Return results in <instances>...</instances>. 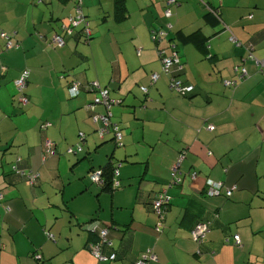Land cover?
Masks as SVG:
<instances>
[{"label": "crops", "instance_id": "0c3cea01", "mask_svg": "<svg viewBox=\"0 0 264 264\" xmlns=\"http://www.w3.org/2000/svg\"><path fill=\"white\" fill-rule=\"evenodd\" d=\"M34 1L0 0V31L17 44L5 48L0 36V264H133L147 250L156 255L147 264H264V75L249 55L264 60V0H177L167 23L183 65L177 78L193 88L185 96L169 88L156 49L146 38V32L164 26L165 0H123V18L115 17L114 0L107 3L103 22L110 21L108 29L122 34L127 27L135 41L108 32L110 39L101 46L102 67L92 52L91 29L88 43L73 35L65 37L64 47H53L54 36L74 14V0ZM242 67L246 75L241 78L235 70ZM26 69L29 106L20 109L13 102L14 82ZM152 73L160 76L154 85L149 84ZM71 81H96L120 101L110 112L120 126L122 147L145 140L150 148L136 187L129 180L124 189L123 180L133 175L122 166L123 190L110 194L116 210L109 218L95 211L80 214L72 205L78 197H91L93 190L89 182L71 180L70 172L84 164L78 173L82 180L117 156L108 138L88 142L90 117L102 108L87 111L95 92L71 97ZM223 81L236 84L228 88ZM138 85L147 88L145 95L139 89L142 100L136 95ZM80 132L86 134L83 150L69 156L64 148ZM45 139L54 143L56 154L42 162ZM182 148L187 152L181 170L196 171L198 178L192 183L185 177L180 186L169 187L170 169ZM132 155L124 150L120 161L133 160ZM15 167L37 174L35 185L15 174ZM206 181L236 189L230 199L204 197L200 188ZM161 190L170 205L157 233L151 201ZM127 192L131 200L124 202ZM103 193L94 190L98 202ZM95 216L98 221L88 224ZM64 218L67 227L70 221L77 227L76 240L60 232ZM197 222L210 223L201 246L189 234ZM92 224L97 230L110 225L102 254L116 253L117 260L103 263L91 255L93 237L83 229ZM45 232L55 233L56 241ZM232 235L239 236V247L223 243Z\"/></svg>", "mask_w": 264, "mask_h": 264}, {"label": "trees", "instance_id": "16d2710c", "mask_svg": "<svg viewBox=\"0 0 264 264\" xmlns=\"http://www.w3.org/2000/svg\"><path fill=\"white\" fill-rule=\"evenodd\" d=\"M36 4H41L42 2H43V0H35L34 1ZM74 3H75V5H74V14L73 15H71V16H69V18L67 19V22H66V24L65 25H63L62 27H61V33H60V35L58 34V35H56V36H61L63 39H64V43H65V37L66 36H73V35H76L83 43H88V41L90 40V38H91V32H90V28H89V22H88V20H87V18L85 17V15H84V13H83V9H82V0H74ZM76 9H79V11H80V14H81V18L83 19V22L84 23H81V24H79L78 26H76V27H73V28H71L72 29V32L69 34V33H67L66 32V27H68V28H70V19L71 18H74V16H76ZM164 9H165V6H164ZM164 9H163V11H164ZM215 11L216 10H214V13H215ZM217 12V11H216ZM125 14V4L123 3V0H114V15H115V17L117 16H120V18H123V15ZM114 17V18H115ZM156 29H163L164 31H165V33H166V36L164 37V39L161 41V43H155V42H153L152 40V42L155 44V49H156V52H157V55H158V57H159V60H160V62H161V56L158 54L159 52H161V51H165V55L166 56H169V55H171V53L172 52H174L175 54H176V56H177V58H178V60H179V63H177V64H175V65H173L172 67H171V69H170V71H171V74H172V78L174 79V80H176V81H179L178 80V78H177V76H178V74H180L179 72L182 70V68H183V65H182V62H181V59H180V57H179V54H178V51H177V48H176V45L173 43V37L171 36H169V34L168 33H170V31L169 32H167V28L165 27V25L164 26H162V27H160V28H153V29H151L150 30V39H151V31L152 30H156ZM86 30H88L89 31V34H86ZM1 31H0V36H1ZM5 35V34H4ZM6 37H5V39H4V37H2L3 38V40L5 41V48H13V47H16V42L15 43H13L12 42V39H10V36L8 35V34H6L5 35ZM188 40H193V42H195V39L193 38V39H191V38H189ZM8 43H10V46H8ZM163 43H165L166 45H163ZM195 44H196V42H195ZM54 46V48H62V47H64L65 46V44H64V46H62V47H57V46H55V44H53ZM197 46H198V48L199 47H201L200 45H198V44H196ZM139 50V53H140V48H138V49H136V53H137V51ZM170 52V53H169ZM139 53H137V54H139ZM250 55V59L251 60H253L254 62H255V58L251 55V54H249ZM255 64H256V62H255ZM257 65V64H256ZM257 68H258V70H259V72L262 74V75H264L263 74V72L261 71V68H260V66L259 65H257ZM242 69H244L245 70V68L244 67H242L240 70H239V68L237 69L236 68V72H239L240 71V74H241V70ZM2 71L4 72V68L2 69ZM24 72H27V76H26V80H25V87H24V89H22V91L21 92H18L17 91V88H16V85H15V83L18 81V80H20L21 79V77H22V74L24 73ZM245 73H246V70H245ZM29 74H30V72H29V70H23L21 73H20V76L18 77V79L17 80H15V82H14V88H15V96L13 97V102L20 108V109H25V108H27L28 106H29V98H28V96H27V93H26V87H27V82H28V78H29ZM153 74H156V73H152L151 75H153ZM161 74H163V75H165V76H167L168 78H169V88L173 91V92H175L177 95H179V96H185L186 94H188V93H190L191 91H192V86H190L191 87V91H189V92H182V93H180V92H177L174 88H172V86H171V81H170V77L165 73V72H163V66H162V63H161ZM151 75L149 76V84L150 85H154V83L157 81H155V82H152L151 81ZM157 76H158V78L160 77L158 74H156ZM240 77L242 78V76L240 75ZM157 78V79H158ZM92 82H96V81H91V82H87L86 84H80V83H78V82H76V81H71L70 82V84H69V95L71 96V97H76V96H78L79 94H80V92L81 91H84V92H95L94 93V95H95V97L85 106V109L87 110V111H90V112H93L94 111V109L96 108V107H98V106H100V108H102L101 110V112H93L92 113V115H91V117H90V121H91V125L93 126V131L95 132V134L96 135H98L97 137L100 139V140H105V139H107V141H113L114 142V146H115V148H120V147H122L123 146V136H122V133H121V129H120V126H119V124H117V123H113L112 121H111V117H112V115H111V112H110V110H108V112H109V114H110V116L108 117L109 119H108V121H109V127H108V132L106 133V134H104L102 137L100 136V134H99V129L102 127L101 125V122H99V123H94L93 121H92V117L94 116V115H96V114H99V115H103L105 112H106V110H105V108L102 106V105H100V104H96V105H94L93 106V109H89L88 108V106L89 105H93V100L98 96V94H97V91L95 90V88H92L91 87V83ZM180 82V81H179ZM224 82L225 81H223L222 83H223V85H224ZM228 82H230L231 84L230 85H228V86H225V87H228V88H230L231 86H234L235 84H236V82L235 81H228ZM97 84H98V82H97ZM180 84H181V86L182 87H189V86H184L181 82H180ZM99 85V84H98ZM74 86H76L77 87V94H74L73 92H72V88L74 87ZM99 87L103 90L104 88H102L100 85H99ZM142 88H145L146 89V92H144L143 90H142ZM139 89H140V91L145 95L146 93H147V88L146 87H143V86H140L139 87ZM104 90H106L107 91V95H108V90L107 89H104ZM24 96L25 98H26V100H27V102H26V104L25 105H22L21 104V102H19V96ZM108 98H109V100H112V101H114V103L111 105V107H110V109L114 106V105H120V101L119 100H116V99H111L110 97H109V95H108ZM88 108V109H87ZM45 126V125H44ZM117 127V129H118V132L120 133V135H121V137H122V139H121V141H120V143H118V142H116L115 141V136H114V131H113V128L114 127ZM40 127H42V126H40ZM81 133V132H80ZM79 133V138H80V140H81V144H80V146L78 147V149L76 150L75 148H70V149H68V151H71V152H67V153H69L70 155H76V154H79V153H81L82 152V144L85 142V140H86V134H80ZM46 140H48V139H45V140H43V143H42V148H43V153H42V162H44L45 160H46V158H48V157H52V156H54L55 154H56V150H55V145H54V143L51 141V140H48V141H50L51 142V147L50 148H47L46 146H45V141ZM186 152H187V149L186 148H182V149H180L179 150V153H178V155H177V158H176V161H177V159H178V157L180 156V155H183L184 156V159H183V161L186 159ZM83 158H85V157H83ZM113 156L111 155L110 157H109V159L107 160V163H105L102 167H100L99 169H96V170H89V172H88V175H90L92 172H95V171H99L100 172V182H98V183H92L91 181H89L91 184H93V185H96L97 187H99L100 188V192H107V193H109V194H113L115 191H117V190H120L121 188H122V183H121V180H120V169H121V167H122V163L121 162H116V161H114L113 162ZM176 161H175V163H176ZM183 161L181 162V164L183 163ZM174 163V164H175ZM118 164H120V168H118V170H119V177L117 178L118 179V182H119V184L117 185V186H114V176H113V172H114V170H116L117 169V166H118ZM173 164V165H174ZM181 164H180V166H181ZM13 172L15 173V174H18L20 177H23L26 181H27V183L30 185V186H33V185H35V180H36V178H37V174H34V173H32L31 171L30 172H27V173H25V172H22V171H20V170H18L16 167L15 168H13ZM193 172H195L196 173V179L198 178V174H197V172L196 171H193V170H191V171H188V172H183L182 170H181V167L179 168V177H180V179H181V181L177 184V185H173L172 183H171V169H170V177H169V183H168V186L169 187H176V186H180L181 184H182V182H183V180H184V178L185 177H189V179L191 180V181H193V182H195V180H193V179H191V177H190V175H191V173H193ZM34 176V177H33ZM31 178H33V179H31ZM88 180H89V176H88ZM207 182V181H206ZM209 182H211V181H208L202 188H200L201 189V194L204 196V197H219V196H222V197H224V198H226V199H230L231 198V196H232V193H233V191L236 189L235 187H232V188H227L224 184H222V189L219 191V193L218 194H216V195H208L207 194V185H208V183ZM211 183H220V182H211ZM226 190H229L230 191V195H228L227 194V191ZM161 193H165V191H158V192H156L154 195H153V197H152V201L153 200H155L156 198H157V196L159 195V194H161ZM1 194V193H0ZM165 195L167 196V194L165 193ZM168 197V196H167ZM169 198V197H168ZM1 199H2V194H1V198H0V201H1ZM152 201H151V206H152ZM169 205H170V198H169V202H168V204L167 205H165V211H164V217H163V220H160L159 218H158V216L154 213V211H153V209H152V211H153V213L155 214V216H156V218H157V221H156V224L154 225V230L157 232V233H161L162 232V230H163V227H164V222H165V217H166V213H167V211H168V208H169ZM7 209V208H6ZM9 210L7 209V212H8ZM98 218H97V216H95V217H92V218H90L89 219V222H88V224H91V223H93V222H97L98 220H97ZM158 222V223H157ZM159 222H160V228H159V230H156V226H157V224H159ZM201 223H203V224H206L207 225V229H208V232H209V230H210V223L209 222H197V223H195V225L190 229V231H189V234L191 233V230H193L194 229V227L196 226V225H198V224H201ZM110 225H105L104 226V228H99L98 230L96 229V227L97 226H95L94 227V231H93V233H90L91 235H92V237H93V241H92V244H90L89 245V250H90V252L94 255V253H93V250H94V248L97 246V247H99L98 249H99V251H100V254L103 256V257H105L106 258V260L105 261H101L96 255H94L95 257H96V259H98L99 260V262H103V263H110V262H113V261H115V260H117L118 259V255L116 254V253H111L110 255H104V254H102V249H103V247L104 246H106L107 244H109V242H108V240H107V234L105 235V237H101V235H100V233H101V231H103V230H106V231H108V228L107 227H109ZM208 232L205 234V236H204V238L202 239V240H200L199 242L198 241H194L193 239H192V237H191V234H190V239L197 245V246H201L202 244H203V242H204V240H205V238H206V236H207V234H208ZM49 233L47 232V237H50V238H48V239H50V240H53V236H49L48 235ZM235 236H238V235H232L231 237H225L224 238V240H223V243L224 244H226V245H233V246H236V247H239L241 244H240V239H239V244H236L235 243V239H234V237ZM238 238H239V236H238ZM153 251V250H152ZM154 252V251H153ZM198 252L199 253H197V255H199L201 252H200V250L198 249ZM145 253V252H144ZM144 253H142V254H144ZM142 254L137 258V260L133 263V264H137V262L141 259V256H142ZM212 254H214V252H212ZM111 256H113L114 257V259L113 260H110L109 258L111 257ZM39 259H40V256H39ZM146 264H147V262H146Z\"/></svg>", "mask_w": 264, "mask_h": 264}, {"label": "built area", "instance_id": "2783aa9c", "mask_svg": "<svg viewBox=\"0 0 264 264\" xmlns=\"http://www.w3.org/2000/svg\"><path fill=\"white\" fill-rule=\"evenodd\" d=\"M176 4H177V0H165V9L163 11V19L166 21L164 23V25L167 28V32H169L171 30V25H170V23H167V20L172 16V7H174ZM81 17L82 16L80 14L79 9H76V16H74V18H71L69 21L70 22V28L66 27L67 33L70 34L72 32L71 28L76 27L81 23H84L83 19ZM85 32H86V34H89L88 30H86ZM1 36L4 38L6 37L3 33H1ZM165 36H166V33L163 29H156V30L151 31V40L155 43H158V44L161 43V41L164 39ZM53 43L57 47H62L65 44L64 39L61 36H54ZM8 46H10V43H8ZM137 53H139V50L137 51ZM158 54L161 56V63L163 66V72H165L170 77L172 88H174L177 92H180V93L191 91L190 86L189 87H182L179 81H176L172 78V74H171L170 69L173 65L179 63V60H178L176 54L174 52H172L171 55L166 56L165 51H161ZM255 62L257 65L260 66L261 71L264 74V60H261V61L255 60ZM245 75H246L245 70L242 69L241 70V76L243 77ZM26 76H27V72H24L22 74L21 79L15 83L18 92H21L22 89H24ZM157 78H158V76L156 74L151 75V81L152 82H155L157 80ZM230 84L231 83L228 81L224 82L225 86H228ZM91 87L95 88L98 96L93 100V105H89L88 108L93 109L94 105L100 104L106 110V112L103 115L96 114L92 117V121L94 123L101 122L102 127L99 129V134L102 137L104 134H106L108 132V127H109V121H108L109 118L108 117L110 116L108 110H110V107L114 103V101L109 100L108 95H107V91L104 89L102 90L99 87V85L97 84V82H92ZM142 90L144 92H146L145 88H142ZM72 92L74 94H77V87L76 86H74L72 88ZM19 102H21L22 105H25L27 100L24 96L21 95V96H19ZM113 131H114L115 141L120 143L122 137H121L120 133L118 132V129L116 126L113 128ZM45 146L47 148H50L52 146L51 142L46 140ZM68 152H71V151H68ZM183 159H184V156L180 155L178 157L176 163L171 168V180H172L171 183L173 185H177L181 181V179L178 175L180 174L179 168H180V164L183 161ZM118 168H120V164H118L117 169L114 170V172H113V176L115 179L114 180V186H117L119 184L118 179H117L119 177ZM196 176L197 175L195 172L191 173V175H190L191 179H193V180L196 179ZM31 179H33V178H31ZM89 181H91L92 183L100 182V172L99 171L92 172L89 175ZM222 187L223 186L221 183L209 182L207 185V194L211 195V196L216 195L219 193V191L222 189ZM226 191H227V194L230 195V191L229 190H226ZM0 198H1V194H0ZM168 202H169V198L165 195V193L159 194L157 196V198L152 201V203H153L152 209L160 220H163L165 205H167ZM159 228H160V222H159V224H157L156 230H159ZM207 232H208L207 225L201 223V224L196 225L194 227V229L191 230L190 234H191V237L194 241L199 242L200 240H202L204 238V236ZM106 234H107L106 230H103L100 233L101 237H105ZM234 239H235V243L239 244L238 236H235ZM98 248L99 247H97V246L94 248V250H93L94 255H96L101 261H105L106 258L100 254V251ZM37 259H39V256L37 257ZM109 259L113 260L114 257L111 256ZM155 259H156V255L153 253V251L147 250L144 254H142L141 259L137 262V264H146V262H148L150 260H155Z\"/></svg>", "mask_w": 264, "mask_h": 264}, {"label": "rangeland", "instance_id": "374dc122", "mask_svg": "<svg viewBox=\"0 0 264 264\" xmlns=\"http://www.w3.org/2000/svg\"><path fill=\"white\" fill-rule=\"evenodd\" d=\"M109 1L110 0H83V4H84L83 5V10H84L85 16H86V18H87V20L89 22V28L92 30V39L90 40V42L94 41L96 43V46H94V49H93L92 52L95 55L96 60H97L98 64L101 65V67L103 66L102 64L104 63L103 59H104V54H105V51H102L101 46H102V44H104V42H108V40L110 39L109 36H105L106 34L110 35V33H113V34H115L113 36L116 37V38L123 37V39L125 41L128 40L129 42H133V43L135 41V38H134V36H132V33L128 34L129 31H128L127 27L122 29V32H123L122 34H118L115 29L114 30H109L108 29L107 23L110 24V21L109 22H103V16L105 14L104 12L107 9H109V4L107 6V3H109ZM100 6H101V8H100ZM134 6H135V4H132V8ZM162 17H163V10L161 11V19H162ZM97 24H98V26H97ZM95 26L101 28V33H102L101 35L97 36L96 32L94 31ZM108 32H110V33H108ZM119 32H121V31H119ZM126 33H127V35H125ZM168 34H170V33H168ZM146 38H148V42H149L148 44H150L152 49H155V44L151 41L150 34L147 33V32H146ZM134 49L135 48H132L133 51H134ZM139 87H140L139 85L136 86L137 93L136 92L135 93L137 95V98L139 100H142V98L144 99L145 96L139 91ZM143 87H145V86H143ZM135 112H136V115H138L140 113L139 112V107H136ZM131 118H133V117H131ZM133 121H135V125H137V124L141 125V121L140 120L133 119ZM91 129H92V131L90 133V138H89L88 142H90L93 139L96 140L97 136H98V135H95V132L93 131V126L92 125H91ZM80 144H81V140L79 138V134L76 133L75 141H72V142L68 143V146H66L64 148V153H66V154H68L70 156V154L67 153L68 149L75 148L77 150L78 147L80 146ZM108 145L109 146H114V142L110 141L108 143ZM81 147H82V150H83V145ZM149 149L150 148H145V140H136V142H134L133 144H129V145L124 143V147H120V148H116L115 149V155L117 156L115 158V159H117L116 162H121L120 160L123 159L122 157H123V151L124 150H126V152L132 151V154H133L131 156V159H133V160H128L126 162H121L124 170H125V168H126V170H130L132 172V175H133L132 178L123 180V182H126V185H125L124 189L129 187V185H128V181L129 180L132 181V185L133 186L135 185V187H136V184L140 181L139 180V176L142 173L143 167L145 165V159L147 158V156H145V153ZM57 153L59 154L60 152L58 151ZM72 156H75V155H72ZM135 160H138L141 163H132L131 164V162L135 161ZM81 162H85V160H83ZM83 167H84V164H82L80 167H77L75 169V172H70V175L72 176L71 180L76 179L79 182H81V181H86L87 183L89 182V181H87L88 176H89L88 172L85 173V175H84L85 178L84 179H82V180L78 179V176L80 175L78 173L81 172L80 170ZM122 171H123V169H122ZM120 175H121V169H120ZM187 179L189 181H191L188 176H187ZM120 180H121V176H120ZM75 182L76 181L72 182V185H71L70 188L73 187ZM191 182L194 183L193 181H191ZM121 183H122V180H121ZM90 188L93 190V192L91 194L92 195L91 197H88V198H86V197H78V198L75 199L76 201H74V204H72V202H71V204L75 207L76 211L78 213H80V214H89L90 215V213H92V212L94 213V211H95L97 214H100L101 217L109 218L111 216V211L114 212L116 210L115 209V203L112 202V196L110 194H108V193H103V195L100 197V202H98V200H97L98 198L94 195V190H96L97 186L91 184ZM122 190H123V188L120 189V190L115 191L113 194H115V193L117 194L119 191H122ZM122 199L124 200V202L125 201L129 202L131 200V195H129V192H127L126 197L123 196ZM61 223L62 224L59 227V229H60V232H62V235L66 236L67 234H71L72 240H76V237H77L76 234H78V233H77V227L73 225V222L70 221L69 222L70 224L67 227V223L68 222L64 218V220ZM45 235H47V232H45ZM48 235L49 236L53 235L56 238V234L55 233H52V234L49 233ZM47 238H50V237H47ZM55 238H53V240H51V242H55L56 241ZM91 255L96 259V257L92 253H91ZM96 260L99 262L98 259H96Z\"/></svg>", "mask_w": 264, "mask_h": 264}, {"label": "water", "instance_id": "95a60500", "mask_svg": "<svg viewBox=\"0 0 264 264\" xmlns=\"http://www.w3.org/2000/svg\"><path fill=\"white\" fill-rule=\"evenodd\" d=\"M96 225H97V224H92V225H90V226L84 228L83 230H87L88 232L93 233V231H94L93 229H94V227H95Z\"/></svg>", "mask_w": 264, "mask_h": 264}]
</instances>
